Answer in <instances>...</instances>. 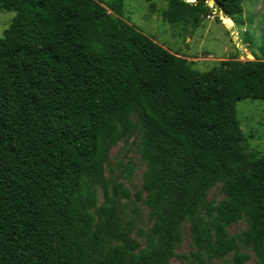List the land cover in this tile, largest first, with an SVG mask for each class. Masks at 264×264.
Returning <instances> with one entry per match:
<instances>
[{
	"label": "trees",
	"instance_id": "trees-1",
	"mask_svg": "<svg viewBox=\"0 0 264 264\" xmlns=\"http://www.w3.org/2000/svg\"><path fill=\"white\" fill-rule=\"evenodd\" d=\"M209 1L166 0L162 16L195 30L241 13L242 0ZM0 10L14 13L0 38V264H169L186 229L188 264H264V154L244 150L235 111L264 101V61L194 70L124 20L123 0ZM131 138L147 229L105 176L111 149Z\"/></svg>",
	"mask_w": 264,
	"mask_h": 264
},
{
	"label": "rangeland",
	"instance_id": "rangeland-1",
	"mask_svg": "<svg viewBox=\"0 0 264 264\" xmlns=\"http://www.w3.org/2000/svg\"><path fill=\"white\" fill-rule=\"evenodd\" d=\"M151 2L154 6L150 9L144 0H123L122 18L170 53L187 60L192 69L206 72L216 68L221 61L232 58L245 61L247 54L253 59L264 61V0H242L241 13L234 19V23L219 12L207 17L195 30L164 20L162 12L167 8L166 0ZM208 4L212 6V3ZM13 15V12L0 10V38ZM235 111L245 137L244 150L264 154V101H238ZM128 166L135 167V171L130 177L124 178ZM144 170L145 166L138 152V141L131 138L127 143L119 142L111 149L105 176L121 183V190L128 192L127 198L119 194L121 204L128 206L126 208L128 215L129 210L136 206L140 221L137 219L134 221L141 228L147 229L149 227L147 209L140 201H135V193L141 187ZM222 197L217 187L208 193L209 200L218 201ZM131 202H135V205ZM244 229L245 224L239 222L229 226L228 232L236 235ZM135 234L136 230L132 232V237L140 241ZM191 250L186 229L175 250L176 256L169 264H188L182 255H187ZM253 260L252 255L251 262Z\"/></svg>",
	"mask_w": 264,
	"mask_h": 264
},
{
	"label": "water",
	"instance_id": "water-1",
	"mask_svg": "<svg viewBox=\"0 0 264 264\" xmlns=\"http://www.w3.org/2000/svg\"><path fill=\"white\" fill-rule=\"evenodd\" d=\"M188 1L192 2L193 0H188ZM209 3H212L213 4L214 3V0H210ZM220 13L223 16H225L223 12H220ZM248 55H249V57H248ZM247 60H254V59H253V57L250 54H247Z\"/></svg>",
	"mask_w": 264,
	"mask_h": 264
},
{
	"label": "bare ground",
	"instance_id": "bare-ground-1",
	"mask_svg": "<svg viewBox=\"0 0 264 264\" xmlns=\"http://www.w3.org/2000/svg\"><path fill=\"white\" fill-rule=\"evenodd\" d=\"M248 57H249V55H248Z\"/></svg>",
	"mask_w": 264,
	"mask_h": 264
}]
</instances>
